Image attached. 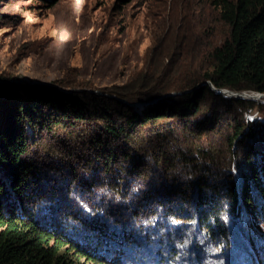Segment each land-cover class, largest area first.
<instances>
[{"label":"trees","instance_id":"16d2710c","mask_svg":"<svg viewBox=\"0 0 264 264\" xmlns=\"http://www.w3.org/2000/svg\"><path fill=\"white\" fill-rule=\"evenodd\" d=\"M212 3L228 33L206 60L189 64L175 58L174 47L153 49L150 68L117 86L114 96L0 79V264H122L126 247L141 255L157 236L168 247L195 233L197 242L226 246L233 239L226 217L238 221L242 209L252 221L264 220V146L245 148L240 182L228 170L234 149L255 137V122L243 114L256 101L211 85L264 93V0ZM55 135L85 142L79 148L90 150L85 173L104 196L126 204L129 217L114 225L117 231L109 218L79 226L54 210L64 195L46 188L34 155ZM185 222L192 233L184 232ZM110 233L122 238L117 251L101 246Z\"/></svg>","mask_w":264,"mask_h":264},{"label":"rangeland","instance_id":"374dc122","mask_svg":"<svg viewBox=\"0 0 264 264\" xmlns=\"http://www.w3.org/2000/svg\"><path fill=\"white\" fill-rule=\"evenodd\" d=\"M227 33L228 26L219 21L218 8L212 0H128L126 3L121 0H57L51 7L48 0H0V79L45 84L67 92L87 89L114 96L117 86L150 68V56L160 50L172 51L174 47L175 58H187L189 64L190 60L196 62L201 57L206 60L212 46ZM229 90L256 101L254 107L243 114L244 121L255 122V137L240 149H234L232 160L229 159L230 168L225 167L240 182L243 176L239 164L245 157V148L251 149L254 144L264 146V93L250 89ZM44 142L36 147V167L45 178L46 188L62 193L65 198L56 202L54 210L66 214L69 217L66 221L73 225L108 218L111 224L107 223L112 228L118 222L125 225L130 212L126 204L119 203L121 197L104 196L98 188L100 183H94L92 175L85 173L91 170L85 168L90 150H79L85 142L61 135ZM67 150L73 155H65ZM74 169L80 175L78 179L71 173ZM100 180L102 178L97 181ZM158 207L161 211V206ZM241 211L238 221L226 217L233 238L226 246L218 241L197 242L195 233L190 234L189 239L185 237L178 246L175 242L183 237L171 241L173 244L167 243L168 247L157 236L152 250L141 255L126 247L129 258L121 262L264 264V220L252 221L244 209ZM132 222L133 219L128 220L127 229L134 225ZM187 223L181 225L189 234L193 225ZM110 235L114 234L106 235L101 246L111 244L113 251H117L122 238L115 234L117 240H112ZM135 240L141 241L139 237ZM162 258L166 263H159Z\"/></svg>","mask_w":264,"mask_h":264},{"label":"water","instance_id":"95a60500","mask_svg":"<svg viewBox=\"0 0 264 264\" xmlns=\"http://www.w3.org/2000/svg\"><path fill=\"white\" fill-rule=\"evenodd\" d=\"M211 85H212V88L217 92L225 93L228 95H236L239 97H243V95H245L243 93L233 92V91L226 89V88H216L213 84H211ZM261 95H263V93Z\"/></svg>","mask_w":264,"mask_h":264},{"label":"bare ground","instance_id":"6f19581e","mask_svg":"<svg viewBox=\"0 0 264 264\" xmlns=\"http://www.w3.org/2000/svg\"><path fill=\"white\" fill-rule=\"evenodd\" d=\"M226 89H227V88H226ZM253 95H254V94H253ZM256 95H257V94H256ZM256 95H255V97H258V96H256Z\"/></svg>","mask_w":264,"mask_h":264}]
</instances>
